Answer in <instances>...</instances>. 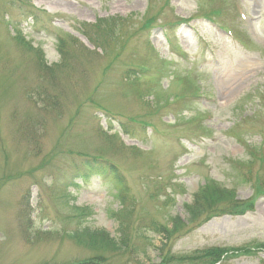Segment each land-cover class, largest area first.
I'll return each mask as SVG.
<instances>
[{
    "label": "rangeland",
    "instance_id": "1",
    "mask_svg": "<svg viewBox=\"0 0 264 264\" xmlns=\"http://www.w3.org/2000/svg\"><path fill=\"white\" fill-rule=\"evenodd\" d=\"M209 183L253 210L186 225ZM120 197L131 237L183 225L108 264L212 247L238 249L222 264H264V0H0V264L85 259L65 237L74 209L116 239Z\"/></svg>",
    "mask_w": 264,
    "mask_h": 264
},
{
    "label": "trees",
    "instance_id": "2",
    "mask_svg": "<svg viewBox=\"0 0 264 264\" xmlns=\"http://www.w3.org/2000/svg\"><path fill=\"white\" fill-rule=\"evenodd\" d=\"M148 22V21H147ZM101 23V21H100ZM97 28V27H95ZM86 35V33H85ZM90 35H86L87 40L91 44H96ZM16 38V37H15ZM17 41L22 42L18 37ZM57 51L60 56L64 58L68 57V53L65 51L63 41L59 40L57 43ZM44 66V65H43ZM45 70H49L46 67H42ZM52 74V72L50 71ZM97 161H87L83 164V168L87 173H93L95 176H103L107 171L112 172V167H98ZM78 173V171L76 172ZM80 176L79 174H77ZM82 176V175H81ZM119 209L113 213V218L117 223V237L111 238L110 235L102 229L93 228L85 222L87 218V212L89 209H74L75 216L70 224L72 229L65 232L66 239L70 240L77 247L87 250L90 255L82 260H75L73 262H62L58 264H108V258L106 253L126 252L129 256L142 258L146 256L147 251L153 247L154 239L149 234L154 235H170L177 227L183 225L180 217L175 216L172 218L171 226L165 227L156 221H149L145 226L135 229V234L131 237L129 217L130 212L127 210V205L124 202V198H119ZM28 206V205H27ZM25 205L22 206L21 216H24ZM253 203L251 201H238L235 199L234 194L231 191L221 189L214 186L212 183L203 185L192 197V201L189 204L183 205L184 213L186 214V223L191 224L199 218L206 216L209 217L214 213L219 212L228 215H242L247 211L252 210ZM214 215V216H215ZM47 230L46 232H49ZM24 236L27 240L32 241L38 238V235L34 233L31 221L25 223L23 228ZM49 234V233H46ZM238 252V249L227 250L224 248H209L194 252L190 256H184L179 258L167 257L160 264H167L173 262H185L188 264H216L224 255L228 253L233 254ZM42 264H57L54 262H43Z\"/></svg>",
    "mask_w": 264,
    "mask_h": 264
},
{
    "label": "bare ground",
    "instance_id": "3",
    "mask_svg": "<svg viewBox=\"0 0 264 264\" xmlns=\"http://www.w3.org/2000/svg\"><path fill=\"white\" fill-rule=\"evenodd\" d=\"M235 90H236V86H234L233 84H231V85L228 87V89H227L228 92L226 93V96H227V97L232 96V95L234 94Z\"/></svg>",
    "mask_w": 264,
    "mask_h": 264
}]
</instances>
